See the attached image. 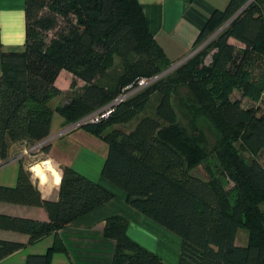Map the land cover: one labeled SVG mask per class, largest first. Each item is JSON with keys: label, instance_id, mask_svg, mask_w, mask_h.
Wrapping results in <instances>:
<instances>
[{"label": "trees", "instance_id": "obj_1", "mask_svg": "<svg viewBox=\"0 0 264 264\" xmlns=\"http://www.w3.org/2000/svg\"><path fill=\"white\" fill-rule=\"evenodd\" d=\"M25 33L22 51L1 54L0 164L11 143L32 146L46 138L54 111L74 123L139 78L160 75L114 104L106 118L79 127L108 146L101 175L125 192L127 204L181 238L178 264H264V165L257 158L264 150V113L258 105L242 106V99L264 103V67L254 72L252 66L257 57L264 62V0H229L224 10L214 11L193 47L208 42L171 70L178 60L169 61L152 38L137 0H25ZM207 52L210 61L204 64ZM116 58L122 66L110 88L102 79ZM61 70L85 85L52 106L62 94L55 86ZM234 92L240 98H232ZM153 94L156 104L148 113ZM173 101L219 132L218 158L234 183V198L206 171L192 173L204 153L180 128ZM61 171L56 200L42 198L23 167L14 187L0 186V201L41 207L48 216L40 222L0 214V229L26 234L32 243L112 198L71 167ZM127 224L118 215L105 220L104 236L115 242L112 264H162L127 236ZM240 231L247 235L242 245L235 243ZM23 246L0 240V259ZM58 249L64 246L55 236L46 253L28 255L25 264H48L49 251Z\"/></svg>", "mask_w": 264, "mask_h": 264}, {"label": "crops", "instance_id": "obj_2", "mask_svg": "<svg viewBox=\"0 0 264 264\" xmlns=\"http://www.w3.org/2000/svg\"><path fill=\"white\" fill-rule=\"evenodd\" d=\"M141 6L148 32L169 61H177L194 50V43L216 10H224L229 0H137ZM25 0H0V73L1 54L22 51L25 47ZM117 59V58H116ZM115 59V62H116ZM74 87H71L72 80ZM85 83L71 73L61 70L55 86L62 92L51 100V105L65 101L80 92ZM69 122L56 111L52 113L49 135L52 138L46 154L30 150L25 141L9 145L7 160L0 164V186L14 187L20 167L30 172L33 185L44 199L56 200L59 186L49 170L48 162L60 172L61 166H69L80 175L111 193L112 198L78 217L55 233L29 242L26 234L0 229V240L23 243L14 253L0 259V264H25L28 255H40L52 246L55 236L64 249L51 250L48 264H112L115 242L105 237L104 223L107 217L118 215L127 220V236L154 253L162 264H178L181 238L165 227L146 217L127 204L126 194L101 175L108 146L101 138L77 128L67 130ZM35 168V171L32 169ZM41 177L45 183L41 184ZM0 214L48 221L44 209L6 201H0ZM238 232L235 243H240ZM246 235V234H245Z\"/></svg>", "mask_w": 264, "mask_h": 264}, {"label": "rangeland", "instance_id": "obj_3", "mask_svg": "<svg viewBox=\"0 0 264 264\" xmlns=\"http://www.w3.org/2000/svg\"><path fill=\"white\" fill-rule=\"evenodd\" d=\"M226 25H227V22L223 24L218 29V31L226 27ZM215 33L217 34V32ZM213 35H211V37ZM207 42L208 41H205L198 48L194 49L193 52L185 56L186 57L185 60L191 58L193 54L200 52ZM229 42L233 43L237 48L241 46L240 43H238L237 41L233 39H229ZM202 61L204 64H208L210 61V53L207 52V54L203 56ZM254 62L255 63H253L252 65L254 72H257L263 69L264 62L260 57H257V60H255ZM121 66H122V61H120L119 59H116L114 66L107 72V74L102 79V84L110 88H113L115 85L116 78L118 76L117 70ZM232 98H240L239 93L234 92L232 95ZM156 99H157V96L153 94L147 106L148 113H150L154 109V106L156 104ZM173 103H174V108L177 114V122L180 128L184 131V133L189 137L190 140L198 142L199 146L202 148L203 153H204V157L201 161L200 167L193 169L192 173H194L197 176H202L204 172L206 171L208 175H210L213 179H215L218 182V184H220L221 189L225 192V194L228 196L229 199L234 198L235 196L234 183L229 178L228 173L223 170L220 159L218 158V151L220 148L219 132L215 129L213 124L209 122L203 116L197 115L196 113L192 111H187L179 107L175 101H173ZM250 105H254V106L258 105L260 107L261 112L264 113V103H252L248 101L247 99H242L243 107H248ZM236 147L239 150L240 155L245 160H248L249 155L244 150H242V148L238 144H236ZM257 158L264 165V150L260 152ZM207 174L205 173L206 176ZM242 234L243 235L239 237V241L240 243H246L247 235H245L246 234L245 232H242Z\"/></svg>", "mask_w": 264, "mask_h": 264}, {"label": "built area", "instance_id": "obj_4", "mask_svg": "<svg viewBox=\"0 0 264 264\" xmlns=\"http://www.w3.org/2000/svg\"><path fill=\"white\" fill-rule=\"evenodd\" d=\"M186 57L178 60V62H176L175 64H173L169 70L175 68L177 65L181 64ZM160 75H156L154 77L151 78H146V77H142L139 78L136 82V84L134 86H127L126 88H124L123 92L121 94H119L112 102H110L109 104L105 105L104 107L100 108L99 110L81 118L80 120L74 122V123H70L67 130H73V129H77L79 128L81 125L90 122V123H96L98 122L101 118H106L110 112L112 111V107L114 104L119 103L121 101H123L124 99L130 97L131 95H133L134 93L140 91L141 89L147 87L148 85H150L153 81H155ZM52 138H44L43 140L35 143L34 145H32L29 149L32 150H39L41 147L45 146L46 144L49 143V141Z\"/></svg>", "mask_w": 264, "mask_h": 264}, {"label": "clouds", "instance_id": "obj_5", "mask_svg": "<svg viewBox=\"0 0 264 264\" xmlns=\"http://www.w3.org/2000/svg\"><path fill=\"white\" fill-rule=\"evenodd\" d=\"M49 170L52 171L53 176L55 177L54 183L56 186H59L61 181H62V171L58 172L56 171L53 167H52V163L48 162ZM33 171H35V168L32 169ZM45 183V179L43 177H41V184Z\"/></svg>", "mask_w": 264, "mask_h": 264}]
</instances>
